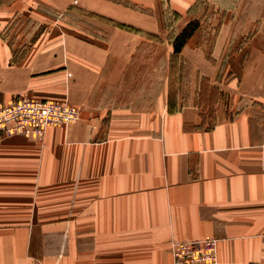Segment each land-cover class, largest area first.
I'll use <instances>...</instances> for the list:
<instances>
[{"label":"crops","instance_id":"obj_1","mask_svg":"<svg viewBox=\"0 0 264 264\" xmlns=\"http://www.w3.org/2000/svg\"><path fill=\"white\" fill-rule=\"evenodd\" d=\"M198 1L170 4L185 17ZM226 4L216 7L225 17L213 24L211 58L201 47L202 24L179 54L158 61L164 77L147 88L151 102L124 108L106 99L145 41L138 34L115 28L106 41L69 38L66 57L53 47L32 53V64L66 67L34 82L20 74V89L68 101L81 119L48 128L41 143L0 139V208L23 211L0 214V264H168L172 242L205 238L219 239L218 264H264V23L250 17L263 15V0ZM127 12L135 25L138 14ZM150 20L142 29L162 34L163 24ZM172 56L190 68L187 90L185 70L171 92ZM202 80L217 94L208 116Z\"/></svg>","mask_w":264,"mask_h":264},{"label":"rangeland","instance_id":"obj_2","mask_svg":"<svg viewBox=\"0 0 264 264\" xmlns=\"http://www.w3.org/2000/svg\"><path fill=\"white\" fill-rule=\"evenodd\" d=\"M224 1L225 4L223 0H199L197 4L193 5L191 12L184 17L173 9L170 4V0H43L40 2L36 0H21L20 2L18 0H0V9L8 7L6 9L11 11L7 14V16H5L7 19L3 22V29L0 33V38L3 40V44L5 43L0 47V104L2 106H6L25 99L38 100L42 103H66L79 110V117L77 121H80L81 109L79 107L72 105L68 101L59 102L49 99L33 98L34 96L32 97L26 88L20 89L19 83L21 77H19V75L29 74L31 82H34L33 77L35 76H55L56 73L54 72H58L60 69L64 68L63 66L66 67V62L64 61L62 65L61 63H55L54 65L46 66L43 62H40L38 66L36 64H32V58L34 56L32 53L36 49L39 48L40 50L43 49L48 51L52 47L53 49L59 48L62 49V53L60 54L66 57L67 48L65 44L69 38H75L86 42L106 41L111 38V34L115 28L124 29L138 34L145 39V41L139 47L136 57L129 66V70L127 71L122 86L117 90L113 89L111 94L107 95L108 97L106 99L111 101V105L113 107L118 106L124 108L131 105L135 100L144 103L151 102L153 96L150 93V97H147V88L150 89V91H153L155 87L161 84L164 77L161 73L156 72L157 70L160 72L163 71L164 66L158 67V65H161V61L164 65L166 60L164 58L171 55V52L173 53V39L190 22L198 21L200 25L203 24L201 47L205 51L206 55L211 58L214 48V40L218 32V27L213 26V24L217 25L218 21H221V23L223 22L225 13H223L224 11L222 12V7L226 9L225 6L227 5V0ZM238 1L239 0H236L235 5H237ZM254 2L256 3V0H254ZM219 5L222 6L220 7V10L216 9ZM117 8L119 9L117 12L124 15L119 16L114 14L115 9ZM129 10H133L138 14L137 18L135 16L132 18L136 20L134 23L135 25H132L131 22L126 19L129 18V16H127V11ZM199 11L203 13H197ZM112 16L120 18L116 19ZM262 16L263 21L260 22L259 20ZM145 17H155L156 22L149 19L150 22H155L156 25L163 24V33L157 34L143 30V23L149 21L147 19L145 20ZM250 17L255 20L254 23H264V0L263 15H252ZM243 19H245V17H243ZM186 21L188 22L186 23ZM246 38L241 44V50L246 48L244 46L248 40ZM2 47L6 48L10 52L8 56L4 57L1 51V49H3ZM159 60L161 61L158 62ZM179 60L178 57L174 56H172L170 60L172 76H170L169 82L172 85L171 92L175 89V87L177 88L180 73H184L185 70L187 71V76H185L186 79L184 80V85L185 90H187L189 82L188 73L190 72V68L189 66L187 69L185 68V70L183 67L181 68ZM151 66H156V68L151 70L152 74L147 77V71L151 68ZM233 73H237V70ZM208 81L209 80L201 81L204 93L199 96V101L203 105L207 116L213 113V108L215 103H217L215 87L211 86ZM144 86L146 87V91H143ZM4 87L5 90L2 91ZM30 89L32 90L33 87L30 86ZM2 92L6 96H1ZM60 92H62V90ZM148 98L150 99L149 101H147ZM169 98L171 100V94ZM68 99L69 98H67V100ZM208 121L210 122V119ZM70 125H66L64 127ZM104 128H106V123ZM47 129L44 134L37 139V141L33 142L41 143L44 141ZM17 136L24 137L22 134L9 136L3 130H0L1 140ZM26 137L27 136H25V138ZM0 209L3 210V213L0 212V214L5 213V216L8 214L14 215L23 212L18 211L19 208H11L17 210L8 213L4 211L5 208ZM28 210L34 214L35 206L28 208ZM26 213L29 214L27 211ZM32 225L33 223H29V228ZM206 239H215L219 244V239L217 238L174 241L172 242L171 254L174 244L180 245L191 241H201ZM172 260L173 255L171 261ZM170 262L168 264H170Z\"/></svg>","mask_w":264,"mask_h":264},{"label":"built area","instance_id":"obj_3","mask_svg":"<svg viewBox=\"0 0 264 264\" xmlns=\"http://www.w3.org/2000/svg\"><path fill=\"white\" fill-rule=\"evenodd\" d=\"M79 110L66 103H42L25 99L6 106L0 104V130L9 136L41 137L51 126L77 121ZM218 241L206 239L174 244L170 264H218Z\"/></svg>","mask_w":264,"mask_h":264},{"label":"trees","instance_id":"obj_4","mask_svg":"<svg viewBox=\"0 0 264 264\" xmlns=\"http://www.w3.org/2000/svg\"><path fill=\"white\" fill-rule=\"evenodd\" d=\"M198 21H192L187 24L184 29L173 39L174 54H179L188 40L193 36L195 31L199 28Z\"/></svg>","mask_w":264,"mask_h":264},{"label":"bare ground","instance_id":"obj_5","mask_svg":"<svg viewBox=\"0 0 264 264\" xmlns=\"http://www.w3.org/2000/svg\"><path fill=\"white\" fill-rule=\"evenodd\" d=\"M75 123V122H74ZM59 127H61V126H59Z\"/></svg>","mask_w":264,"mask_h":264}]
</instances>
